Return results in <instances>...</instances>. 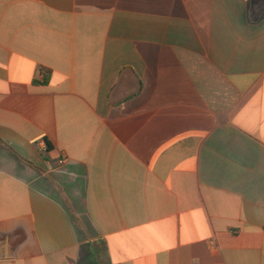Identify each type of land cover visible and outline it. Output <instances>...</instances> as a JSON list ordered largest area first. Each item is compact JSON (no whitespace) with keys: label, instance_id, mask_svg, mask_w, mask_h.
Wrapping results in <instances>:
<instances>
[{"label":"crops","instance_id":"obj_1","mask_svg":"<svg viewBox=\"0 0 264 264\" xmlns=\"http://www.w3.org/2000/svg\"><path fill=\"white\" fill-rule=\"evenodd\" d=\"M0 264H264V0H0Z\"/></svg>","mask_w":264,"mask_h":264},{"label":"built area","instance_id":"obj_2","mask_svg":"<svg viewBox=\"0 0 264 264\" xmlns=\"http://www.w3.org/2000/svg\"><path fill=\"white\" fill-rule=\"evenodd\" d=\"M68 159L67 157L64 155H62L57 161H56V167L57 168H61L63 167L66 163H67Z\"/></svg>","mask_w":264,"mask_h":264},{"label":"trees","instance_id":"obj_3","mask_svg":"<svg viewBox=\"0 0 264 264\" xmlns=\"http://www.w3.org/2000/svg\"><path fill=\"white\" fill-rule=\"evenodd\" d=\"M44 78H45V83L49 80V74H48V72L46 73V72H44Z\"/></svg>","mask_w":264,"mask_h":264},{"label":"rangeland","instance_id":"obj_4","mask_svg":"<svg viewBox=\"0 0 264 264\" xmlns=\"http://www.w3.org/2000/svg\"><path fill=\"white\" fill-rule=\"evenodd\" d=\"M99 248H100V249H103V246L100 244Z\"/></svg>","mask_w":264,"mask_h":264}]
</instances>
